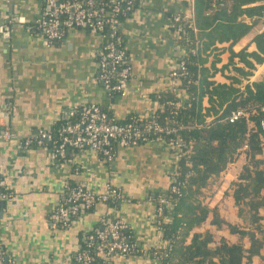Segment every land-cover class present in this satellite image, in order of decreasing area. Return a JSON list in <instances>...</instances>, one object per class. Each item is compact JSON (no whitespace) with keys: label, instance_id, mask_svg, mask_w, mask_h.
Returning a JSON list of instances; mask_svg holds the SVG:
<instances>
[{"label":"crops","instance_id":"crops-1","mask_svg":"<svg viewBox=\"0 0 264 264\" xmlns=\"http://www.w3.org/2000/svg\"><path fill=\"white\" fill-rule=\"evenodd\" d=\"M136 7L123 23L125 50L131 77L125 94L110 92L99 79L95 51L99 33L72 28L54 44H45L35 21L44 0H0V128L10 127L19 137L38 129H51L65 108L95 103L114 120L130 114L149 117L158 107L157 97L172 89L170 73L177 67L183 48L176 43L167 12L193 15V0H135ZM25 19L24 24L14 20ZM259 24L234 47L247 45ZM225 61V59H223ZM264 72V63L255 77ZM19 138L0 143V176L8 179L11 196L0 208V233L7 258L13 264H73L84 231L105 217L104 206L78 218L66 228L55 229L49 214L62 202L65 185L76 181L95 192L107 186L124 197L114 217L125 222L140 252L113 257L114 264H156L153 251L164 244L157 223L158 195L167 193L176 155L161 142L118 146L112 160L92 151L78 153L68 163H56L47 147H19ZM72 167L76 170H72ZM234 168L224 176L215 195L236 178ZM228 206V204H225Z\"/></svg>","mask_w":264,"mask_h":264},{"label":"trees","instance_id":"trees-1","mask_svg":"<svg viewBox=\"0 0 264 264\" xmlns=\"http://www.w3.org/2000/svg\"><path fill=\"white\" fill-rule=\"evenodd\" d=\"M101 1L107 10L112 9V0ZM81 2L85 4L86 0ZM193 2L191 17L184 12H167L172 23L180 17L172 27L176 43L183 48L178 63L183 62L185 70L177 69L176 85L157 97L158 107L152 115L133 113L114 120L100 107L112 123L126 124L135 118L139 126L155 121L164 128L176 129L152 140L170 144L177 158L169 190L155 198L157 209L162 208L156 219L164 241L152 252L156 264H264V72L255 77L264 63V0ZM135 7L133 1L131 9H125L118 18L124 23ZM259 24L262 32L235 51L240 40ZM179 26L182 31H178ZM102 34L107 39L108 31ZM122 37L121 47L125 49L123 33ZM238 110L244 115L229 122V115ZM63 124L60 119L48 129L53 142L46 147L51 152L62 142ZM145 142L149 141L138 144ZM111 146L115 155L117 144ZM78 153L77 148L69 147L65 159ZM96 154L107 161L101 152ZM230 168L237 170L236 178L223 191L222 200L216 202L215 195ZM117 190L118 198L87 210L102 205L106 215L84 231L73 264H81L77 261L79 252L90 255L91 264H114L113 257L122 256L107 254L98 240L87 239L103 222L118 220L112 211L119 209L124 197ZM161 198L164 204H160ZM4 202H0V208ZM122 233L135 244L128 227ZM2 251L6 256L4 247ZM137 252L140 249L134 246L131 254Z\"/></svg>","mask_w":264,"mask_h":264},{"label":"built area","instance_id":"built-area-1","mask_svg":"<svg viewBox=\"0 0 264 264\" xmlns=\"http://www.w3.org/2000/svg\"><path fill=\"white\" fill-rule=\"evenodd\" d=\"M112 9L107 10L101 0H86L83 4L81 0H44L45 8L35 21V29L42 35L46 45L50 46L57 42L68 29L84 28L99 33L102 43L95 51V58L98 62L99 79L103 82L106 89L110 92L125 94V84L131 77V67L128 64L126 50L121 47L123 42L122 31L123 22L118 18V14L125 9L130 10L135 0H112ZM133 10H131L132 12ZM130 12V13H131ZM129 13V14H130ZM180 20L175 17L173 23ZM18 24H24L28 30L33 27L25 25V19L19 17L14 20ZM108 31V37L102 34ZM182 26L178 31H182ZM9 31V24L0 25V32L5 34ZM177 69L182 72L185 70L183 62H179L175 70L170 73L172 86L177 82ZM116 77V80H112ZM264 110V107H263ZM244 115L243 111H233L228 121L233 122ZM64 121L60 129L62 142L56 147L52 155L56 163H68L66 150L69 147L77 148L79 153L92 151L101 152L110 161L114 158L111 144L116 143L117 147H128L137 145L139 141H152L153 136L161 134H172L175 128H164L155 121L145 122L142 126L135 124L132 118L126 124H116L108 120L105 112L95 103H88L81 107L65 108L61 114ZM261 128L264 131V119L261 121ZM19 138V147H46L53 142V136L46 129H38L30 135H17L10 127L0 128V143L8 142ZM178 146L183 143L175 142ZM168 147H171L169 144ZM171 149V148H170ZM62 159H65L61 162ZM72 170L76 168L72 167ZM11 196L8 179L0 176V202L5 201ZM120 196L119 191L107 186L105 191L98 193L87 187L83 183L68 182L65 185L61 204L49 214L51 226L55 229L66 228L73 224L78 218L87 213V210L94 204L105 202L109 199L115 200ZM165 200L161 198L160 204ZM162 208H158L161 212ZM127 228L125 222L120 219L102 223V227L95 229L87 236L90 242L99 241V247L104 249L107 254H121L123 257L132 253V248L136 246L130 243L129 238L122 233ZM0 233V264H13L4 256L3 244ZM77 261L81 264H91L92 257L86 252L77 254Z\"/></svg>","mask_w":264,"mask_h":264}]
</instances>
